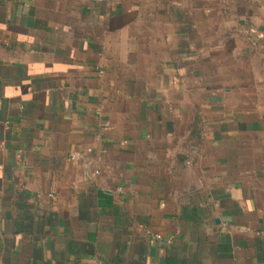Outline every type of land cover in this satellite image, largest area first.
<instances>
[{"label": "crops", "instance_id": "1", "mask_svg": "<svg viewBox=\"0 0 264 264\" xmlns=\"http://www.w3.org/2000/svg\"><path fill=\"white\" fill-rule=\"evenodd\" d=\"M262 3L0 0V264H264Z\"/></svg>", "mask_w": 264, "mask_h": 264}, {"label": "rangeland", "instance_id": "2", "mask_svg": "<svg viewBox=\"0 0 264 264\" xmlns=\"http://www.w3.org/2000/svg\"><path fill=\"white\" fill-rule=\"evenodd\" d=\"M262 2H263L262 4L264 5V0H262ZM249 65L251 67V73L254 74L255 77H259V79H255L253 75L254 80H257V82L255 81V86H257V88H259L263 92L264 91V61L261 60V57L256 56L255 58H253V60L250 58ZM252 80L250 81L253 82L254 80L253 81ZM227 82H228V86L230 87H233L232 86L233 84L234 85L239 84V81H237V79H232V80L228 79Z\"/></svg>", "mask_w": 264, "mask_h": 264}, {"label": "built area", "instance_id": "3", "mask_svg": "<svg viewBox=\"0 0 264 264\" xmlns=\"http://www.w3.org/2000/svg\"><path fill=\"white\" fill-rule=\"evenodd\" d=\"M85 157L84 153H80V152H74L72 154V159H76V160H81ZM96 173H99V169H96ZM150 236H152L153 239L155 240H161L162 239V235L159 233H155L152 230H148Z\"/></svg>", "mask_w": 264, "mask_h": 264}]
</instances>
